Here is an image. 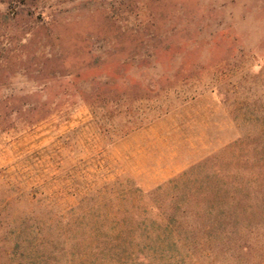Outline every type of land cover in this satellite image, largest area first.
Segmentation results:
<instances>
[{"label":"rangeland","instance_id":"1","mask_svg":"<svg viewBox=\"0 0 264 264\" xmlns=\"http://www.w3.org/2000/svg\"><path fill=\"white\" fill-rule=\"evenodd\" d=\"M0 264H264V0H0Z\"/></svg>","mask_w":264,"mask_h":264}]
</instances>
